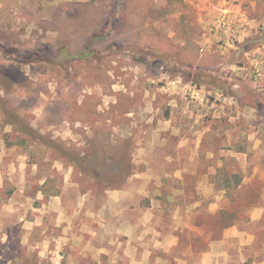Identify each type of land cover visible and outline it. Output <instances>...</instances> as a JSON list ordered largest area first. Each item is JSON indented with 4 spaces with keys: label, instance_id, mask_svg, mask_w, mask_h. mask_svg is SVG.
I'll list each match as a JSON object with an SVG mask.
<instances>
[{
    "label": "rangeland",
    "instance_id": "rangeland-1",
    "mask_svg": "<svg viewBox=\"0 0 264 264\" xmlns=\"http://www.w3.org/2000/svg\"><path fill=\"white\" fill-rule=\"evenodd\" d=\"M5 1L0 102L90 166L52 150L33 165L3 126L0 152L59 191L44 222L60 243L12 241L0 264H122L126 245L145 264H201L231 226L256 241L242 262L237 242L217 248L228 264L264 263V0ZM87 45L94 56L60 66L27 59Z\"/></svg>",
    "mask_w": 264,
    "mask_h": 264
},
{
    "label": "crops",
    "instance_id": "crops-1",
    "mask_svg": "<svg viewBox=\"0 0 264 264\" xmlns=\"http://www.w3.org/2000/svg\"><path fill=\"white\" fill-rule=\"evenodd\" d=\"M26 158L16 155L6 156L3 150L0 152V248L6 249V244H11L12 241H18L22 247L28 249L40 250L44 247L60 243L56 238H50V225L44 222V213L48 212L50 207L45 205L44 201L49 199H59L60 194L55 196H46L41 188L46 182L47 177L43 180L39 175L38 167H33L36 170L35 177L26 180L24 169L26 168ZM34 180V181H33ZM30 182H32L30 185ZM54 228L60 226L52 225ZM19 230L21 237L15 239L14 231ZM36 234L40 235L39 239ZM246 238L245 241H243ZM14 239V240H12ZM64 239V238H63ZM139 240V239H138ZM232 241L239 245L237 254L235 255L240 262L243 257L241 253L242 246H251L256 241L255 236H243L237 227L231 226L223 231V237L216 243H211L210 249L201 254V264H216L217 257L223 258L228 264L232 257L227 251L218 250L222 244ZM176 244V240L171 243ZM14 243V244H17ZM218 248V249H217ZM214 249H217L215 251ZM125 250V252H124ZM122 252V264H145L146 258L140 256L131 259L129 248ZM39 256L41 253H38ZM234 256V257H235ZM251 257V256H250ZM254 260L261 259L264 261V255L261 251L253 253ZM229 260V261H228ZM260 264H264L262 261Z\"/></svg>",
    "mask_w": 264,
    "mask_h": 264
},
{
    "label": "trees",
    "instance_id": "trees-1",
    "mask_svg": "<svg viewBox=\"0 0 264 264\" xmlns=\"http://www.w3.org/2000/svg\"><path fill=\"white\" fill-rule=\"evenodd\" d=\"M16 0L12 1V4L15 5ZM0 27L6 26L5 23L9 21V18H7V15L9 13V5L6 3L5 0H0ZM65 53H63V52ZM153 53V51H151ZM63 53V54H62ZM96 53L95 50L90 49V47L87 45L83 50L77 51V52H70L67 50V48H62L60 51L55 54L52 58H40L38 54L31 55L27 59H29V62L35 60H49L51 62H55L58 66H60L59 60L63 58V56H66L67 60H81L90 56H94ZM212 79V78H211ZM211 79L207 77V75L199 74L196 77V84H202L209 87L217 88L218 90L222 89V83L220 81H214L211 83ZM0 130L3 129V126H11L13 130L17 132V134L22 136L21 139V145H25V149H27L29 154V163L33 165L39 166L41 162L46 157V154L48 151L52 150L55 152L58 156L67 158V161L69 165L74 166L78 169H82V166H90L89 161H82L80 162V157L76 154L69 155L66 153L61 147L56 145L52 141H45L44 138L36 132L33 128H31L25 121L19 117L16 113L9 112L6 110L5 106L0 102ZM32 144L37 145L35 148H31ZM41 145V146H39ZM98 171V169H94ZM50 191H48V189ZM43 194L46 196H55L59 194V191H55L53 186H51L50 179L46 180V182L43 184L41 188Z\"/></svg>",
    "mask_w": 264,
    "mask_h": 264
}]
</instances>
